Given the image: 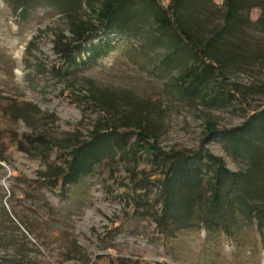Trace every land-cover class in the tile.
<instances>
[{"label":"rangeland","instance_id":"obj_1","mask_svg":"<svg viewBox=\"0 0 264 264\" xmlns=\"http://www.w3.org/2000/svg\"><path fill=\"white\" fill-rule=\"evenodd\" d=\"M107 1L0 0V264H264V197L244 203L233 184L252 162L219 136L264 110V2L240 11L220 85L189 96L161 67L155 25L110 31L95 14ZM198 6L217 21L228 11L227 0ZM96 130L111 143L64 185ZM187 166L200 172L166 188ZM167 191L183 204L177 229L159 226Z\"/></svg>","mask_w":264,"mask_h":264},{"label":"trees","instance_id":"obj_2","mask_svg":"<svg viewBox=\"0 0 264 264\" xmlns=\"http://www.w3.org/2000/svg\"><path fill=\"white\" fill-rule=\"evenodd\" d=\"M200 1L170 0L169 6L164 8L157 4L156 0H109L104 8L95 14L99 16L100 24H105V28L113 32L125 27H135L136 30L140 26H150V23H153L156 31H158L154 42L166 50L165 54L160 56L161 67L164 70L176 71L177 74L173 76L176 87L179 91L184 90L191 96L207 92L209 87H212V83L220 85L219 79L224 78L229 72L237 55L236 42L240 40L241 29L245 28L247 23L245 14H240V11L251 0H227L228 11L226 15H221L222 18L218 21L212 19L211 16L203 17L201 15L202 7L198 6ZM256 1L264 2V0ZM259 23L264 30V12ZM59 51L65 53L62 49ZM67 62L75 63V59L69 57ZM216 91H218L217 94L223 93V90L219 88ZM249 120L251 121L237 132L219 135L221 138L231 141L230 143L237 150L241 149L243 154L252 162L251 168L247 171V179L245 181L242 179L244 185L242 186L241 182L237 185L236 182L233 183L239 189L237 191L240 193L239 200L244 203L250 198L255 200L256 196L264 197V187L263 191L260 192L254 185L264 170L262 168L264 145L261 143L264 137L260 141L252 137V135L264 136V110L253 113ZM99 132L96 130L91 141L83 142L74 150L71 162H69V170L63 175L65 177L64 185L73 183L72 178L78 176L81 159L86 156L92 158L97 156L98 147L111 143L113 135L108 132ZM248 137L252 138L248 139ZM122 141L124 139H121ZM206 158L210 161L212 157L207 156ZM190 166L184 167L189 171H182L178 176L176 175L175 182L171 180V183H166L165 187L169 188L172 184L177 187L179 186L176 185L178 181L180 185H186L185 180L195 178L192 173L197 175L200 170L199 168H190ZM262 184L264 186V181ZM188 188L189 185L185 189L189 196H187L188 199L184 205H187L188 210H193L194 195L190 194L192 188ZM166 196L164 202L166 208L159 219V226L164 230H170L172 226L177 229L180 223L182 224L183 219L174 218L173 210L182 207L183 204L179 200L180 197L170 191L166 192ZM174 198L177 200H173ZM217 202H219V196L215 197L213 203L216 204ZM257 211L261 214L264 212L258 208Z\"/></svg>","mask_w":264,"mask_h":264}]
</instances>
